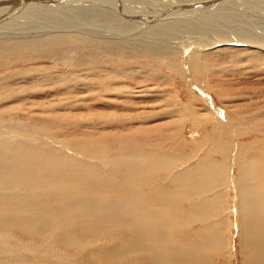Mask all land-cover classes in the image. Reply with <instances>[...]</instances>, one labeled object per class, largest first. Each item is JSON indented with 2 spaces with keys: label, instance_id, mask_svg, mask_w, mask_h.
I'll list each match as a JSON object with an SVG mask.
<instances>
[{
  "label": "bare ground",
  "instance_id": "6f19581e",
  "mask_svg": "<svg viewBox=\"0 0 264 264\" xmlns=\"http://www.w3.org/2000/svg\"><path fill=\"white\" fill-rule=\"evenodd\" d=\"M229 63L264 92V0H0V264H264V97L229 110Z\"/></svg>",
  "mask_w": 264,
  "mask_h": 264
},
{
  "label": "rangeland",
  "instance_id": "374dc122",
  "mask_svg": "<svg viewBox=\"0 0 264 264\" xmlns=\"http://www.w3.org/2000/svg\"><path fill=\"white\" fill-rule=\"evenodd\" d=\"M225 51V50H224ZM211 55H213V54H220V52H218L217 50L216 51H213L212 53H210ZM209 54V55H210ZM230 65H231V67L233 68V73H234V75H229L228 77H226V78H228V81H229V83L231 84V86L230 85H228L226 88V93H228V94H226V96H228V97H224V99L225 100H223V104L224 105H226V107L229 109V110H233V109H235V106H236V104H241V105H243L244 103L243 102H248V100L250 99V98H254V99H257V100H259V102L258 103H260L261 102V98H263L264 97V92H260V91H246L247 89H248V87L246 88L245 86L247 85L246 83H245V81L244 80H242V73H238V72H241V71H238L237 69H239V68H242V65H235L234 63H229ZM223 65L222 64H217V63H213L212 64V67L214 68V71H215V73H214V76H213V78L215 79H212V82H213V84H214V87L213 88H211V89H213V90H210V94L212 95V96H214L215 98H216V100H217V106L215 107V109L213 108V110H215V112H220L219 110H221V108L219 107V105H221V104H219L218 103V96H220L219 95V88H218V86L216 85V80H218L219 78H221L222 76L221 75H219V72H220V69H221V67H222ZM243 68H247L246 67V65H244V67ZM162 72H166L167 71V69L165 68V67H162L161 69H160ZM164 70V71H163ZM246 70L247 69H245V73H246ZM236 71H238V72H236ZM168 72V71H167ZM167 72H166V74H167ZM264 74V73H263ZM218 75L220 76V77H218ZM233 76V77H232ZM147 77V76H146ZM148 78V80H146L145 82H143L142 83V85H144V86H146V84L148 85V88L150 87V89H151V92H149L148 93V95H155V94H157V92H155V90H156V88L158 87V81H156V79H151V78H149V77H147ZM182 79V80H181ZM246 79H249L248 77L246 78ZM144 80V79H143ZM177 82H175V84L177 83V86L175 85V87H176V89H178V91L180 92V95L181 96H183L182 98L183 99H186L187 98V95H189V93L190 92H188L187 91V84H186V86H185V80L183 79V78H181L180 76H178V77H176V79H175ZM255 80H259V78H257V79H255ZM184 83H183V82ZM151 82V83H150ZM158 83V84H157ZM167 88H169V87H171L170 85H169V83L168 84H166L165 85ZM185 86V87H184ZM153 87H154V89H153ZM186 91V92H185ZM168 92H170V91H168ZM260 92V93H259ZM185 93V94H184ZM223 93V92H222ZM252 93V94H251ZM147 95V92H144L143 93V95ZM200 94V93H199ZM201 95V94H200ZM170 96V95H169ZM188 99V98H187ZM227 101H228V103H227ZM250 102H251V100H249ZM161 102L159 101V103L158 104H155V105H153V108H156V110L158 109V110H162V108L161 107H163V108H165V106H164V104L163 103H161ZM141 104H143L144 106H149L150 105V102H142ZM160 104V105H159ZM261 104V103H260ZM159 105V106H158ZM251 105V104H250ZM256 107L254 106V105H251V108H250V110H248V112L247 113H251L254 109H255ZM218 109V110H217ZM140 110L142 111V112H144V110H143V108L141 107L140 108ZM222 111V110H221ZM241 111H244L245 112V110L244 109H241ZM254 112H255V110H254ZM235 113V112H234ZM71 116L70 117H72V113L70 114ZM234 116H237L238 118H240L241 116L239 115H237L236 113L234 114ZM227 124L229 125V126H236V127H238V130L240 129L239 127H240V122H235L234 120H228L227 121ZM242 124H243V122H242ZM198 126V127H197ZM209 127L210 128H212V129H209ZM199 128V129H198ZM228 128H230V127H228ZM76 129V128H75ZM208 131H207V130ZM189 130V131H188ZM199 130V131H198ZM201 130V131H200ZM210 130H211V132H210ZM241 130V129H240ZM239 130V131H240ZM194 132V133H193ZM197 132H199L200 133V135H196L197 134ZM212 132H213V126L211 125V124H208L206 127H204V129H203V125H196L195 123H193L192 122V120H191V122L189 121V122H187L186 124H184V126H183V130H182V134H183V138L185 137V140H186V144H187V146H184L183 147V149L184 150H188L187 152H192V158H190L189 160H186L185 162H183V164H182V166H190V165H195L196 163V159H198V158H200V156L202 157V156H204V155H206L207 154V149H206V147H208V142H205V143H207V144H204L202 147L200 146V148H198L197 147V150H195V152H194V150H192V148H191V146L192 145H194L196 142H195V140L198 138H200V139H202V141L201 140H199V141H201V142H203L205 139H207L206 141H208V139H212ZM207 134V136H205ZM210 134V135H209ZM212 134V135H211ZM197 136V137H196ZM194 137H195V139H194ZM214 137V136H213ZM234 138H235V136H233ZM234 138H233V140H234ZM247 138V139H246ZM197 139V140H198ZM241 139H243V143H244V141L245 142H247L248 141V135L246 134V135H244L243 134V136H242V138ZM236 140V139H235ZM235 140H234V142H235ZM247 140V141H246ZM210 141V140H209ZM191 144H190V143ZM233 142V141H232ZM241 142V143H242ZM191 146H190V145ZM191 148V149H190ZM201 149V150H200ZM203 149V150H202ZM69 150H71V152H72V149H70L69 148ZM205 150V151H204ZM194 153L196 154L195 156H197V157H195L194 158ZM198 154V155H197ZM220 156V157H219ZM214 160L217 158V160H218V158H221L220 160H223V157L221 156V155H217L216 153H214V156H211ZM193 159V160H192ZM189 161V162H188ZM190 163V164H189ZM187 164V165H186ZM227 166H229V164L228 163H226V168H227ZM107 168H109V167H107ZM110 169V168H109ZM178 169H180V168H176V167H173V168H171L170 170H169V172H170V176H171V172L173 171V172H175L176 170H178ZM172 172V173H173ZM237 256H235L234 257V255H233V257H230L231 258V262H230V264H241L240 263V260H239V254H236ZM236 258V259H235ZM234 263H233V262ZM222 262V261H221ZM236 262V263H235Z\"/></svg>",
  "mask_w": 264,
  "mask_h": 264
}]
</instances>
